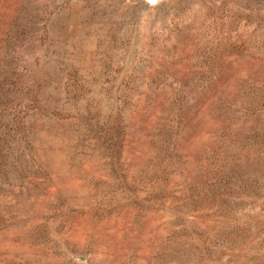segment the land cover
<instances>
[{"label":"rangeland","instance_id":"374dc122","mask_svg":"<svg viewBox=\"0 0 264 264\" xmlns=\"http://www.w3.org/2000/svg\"><path fill=\"white\" fill-rule=\"evenodd\" d=\"M0 264H264V0H0Z\"/></svg>","mask_w":264,"mask_h":264}]
</instances>
